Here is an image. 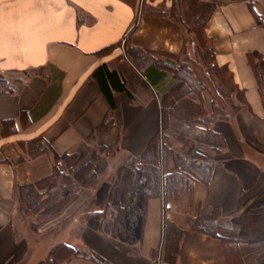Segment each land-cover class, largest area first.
<instances>
[{"label": "crops", "instance_id": "obj_1", "mask_svg": "<svg viewBox=\"0 0 264 264\" xmlns=\"http://www.w3.org/2000/svg\"><path fill=\"white\" fill-rule=\"evenodd\" d=\"M173 1L0 0V78L24 76L13 93L0 95V264H40L61 244L82 252L63 264H165L166 222L183 232L175 264H264V103L249 61L254 52L264 56V27L256 22L250 0H180L182 23L170 18ZM196 2L216 5L205 26L209 64L196 50L211 83L204 82L201 98L187 99L211 116L220 88L229 94V114L209 127L196 125L189 132L171 128L166 134L171 136L169 145L184 152L196 136L192 145L215 164L209 182L185 183L169 198L149 199L143 239L135 245L100 232L90 219L63 236L46 239V230L26 231L21 188L49 177L56 155L81 152L87 161L88 151L104 148L125 162L140 158L162 135L159 90L167 81L158 90L143 83L138 73L141 82L130 87L133 100L119 94L112 113L91 75L102 64H130L127 39L154 52L162 66L185 63L195 72L184 23L188 13L195 14ZM114 45L119 46L98 54ZM214 64L241 98L237 91H228ZM108 119L112 123L104 129ZM39 137L47 149L32 155L29 143ZM174 172V157L163 158V177ZM123 185L122 177L117 187L111 185L101 195L113 191L118 202ZM212 211L226 227L220 238L191 229L194 218Z\"/></svg>", "mask_w": 264, "mask_h": 264}, {"label": "trees", "instance_id": "obj_2", "mask_svg": "<svg viewBox=\"0 0 264 264\" xmlns=\"http://www.w3.org/2000/svg\"><path fill=\"white\" fill-rule=\"evenodd\" d=\"M133 2L134 0H123ZM180 0H174L170 11V18L176 22L182 23L180 14ZM249 6L255 15L258 25L264 27V17L254 10L252 1ZM216 9L213 3L197 4L195 14L188 13V25L191 18H196L192 26L201 28V37L203 43H200L198 53L205 55V64H209L210 55V39L206 36L205 26ZM191 12V11H190ZM160 15H165L161 12ZM207 44L205 45V43ZM119 45H114L100 51L98 54H107ZM126 58L130 64L114 65L102 64L97 67L91 75L101 89L102 94L108 100L112 113L116 108L115 98L119 94L125 93L133 100V94L130 87L135 82H148L159 90L160 84L167 81V89L160 91L162 99V135L152 140L144 154L140 158H129L125 161L126 170L115 180V184L119 185L122 177L124 185L121 198L118 202L114 201L113 191L107 193L101 201L99 210L91 213L90 219L95 221L98 230L102 233L111 235L118 242L135 245L143 239V228L146 220V210L149 199L154 197L165 196L169 198L172 194H176L180 187L187 183L200 181L208 183L212 170L215 166L214 162L196 146L195 137H190L186 152L183 149L172 148L164 138V134L173 128L183 132V130L191 131L196 125L210 126V124L218 119H227L229 111L227 103L223 100L229 96L228 92L217 88L218 98L214 100V109L211 116L204 113L201 106H196L192 99L201 98L205 89L204 82L195 75V72L189 69L187 64L182 63L180 67L176 63L167 65L162 63L160 59L154 58L155 53L146 52L141 48L132 46L127 39L125 44ZM250 64L253 66L256 75L259 92L264 103V56L258 52L249 54ZM136 68V69H135ZM215 73L223 79V71L214 64ZM169 72V73H168ZM33 74H37L36 71ZM29 76V74L25 73ZM225 78V77H224ZM224 84L228 91L238 92L241 98V92L237 90L230 78L226 77ZM21 81L15 80V83ZM15 86L6 78H0V95L13 93ZM190 98L191 100L187 99ZM246 104V103H245ZM182 107V108H181ZM111 119L106 120L104 129ZM184 131V132H186ZM43 138L39 137L29 143V151L32 155L43 154L47 147H42ZM103 153H107L104 148H99L93 152V155L84 161L82 154L74 153L63 156L56 155L53 173L46 179L21 188V205L22 209L33 214L36 217L46 213L61 209L67 201L73 197L74 193L84 188H90L99 176L97 167L102 160ZM172 155L175 160L174 174L164 178L162 175L163 158ZM124 172V173H123ZM55 202H58L55 205ZM46 208H48L46 210ZM191 229L199 233H203L215 238H220V232L226 231L223 221L217 211L210 213H200L191 222ZM229 229V228H228ZM165 241L166 256L165 264H175L178 252V243L183 232L175 228L171 223L165 224ZM82 252L61 244L56 246L48 256V258L40 264H63L64 261L80 256ZM93 259H98L93 253H89Z\"/></svg>", "mask_w": 264, "mask_h": 264}, {"label": "rangeland", "instance_id": "obj_3", "mask_svg": "<svg viewBox=\"0 0 264 264\" xmlns=\"http://www.w3.org/2000/svg\"><path fill=\"white\" fill-rule=\"evenodd\" d=\"M251 1L254 5V10L264 17V0ZM195 19L196 18H191L189 24L185 27L188 32V43H190L192 51L195 54L192 63L195 67V75H197L203 82L210 84L211 82L209 81L208 75L206 74L204 63L200 60H197L196 50L200 49V43H203V38L201 37V28H198L195 25L192 26V28L190 26V24L192 25ZM206 44L207 42L205 43V45ZM196 67L198 69H196ZM134 71L139 73L137 69ZM226 77L228 78V75H225V78ZM21 78H24V76L14 75L9 77L8 80L11 81V84L15 86V80ZM163 89H167V86H165ZM223 101L225 102V100ZM164 138L166 140L164 142H167L169 144L171 136L164 134ZM87 153L90 157L91 155H93L91 150ZM105 154L103 153V159L100 161V164L97 167L99 176L96 178L95 183H93L90 188L80 189L77 193H74L73 197H71V199L67 201L61 209H58V207H56V210L48 211V208H46V213L40 215V217H36V214H33L26 210L24 211L22 209V217L24 218L23 225L26 231L38 232L37 230L39 228L42 230H46L44 232L45 235L43 234V236L47 239L55 235L63 236V234H67L71 227L76 225L78 222H81L82 220H89L92 216L91 213L94 210H99L101 208L99 206V202L103 198L101 194L109 191L111 185L117 187L118 185L115 184V180L122 173V171L127 169L124 165L125 162H122L120 158H117L110 154ZM96 192L100 193L99 197H97ZM79 193H84L82 198L78 196ZM57 203L58 202H55V205ZM93 225H96V227H98L95 221H93ZM48 227H50V229H48Z\"/></svg>", "mask_w": 264, "mask_h": 264}]
</instances>
